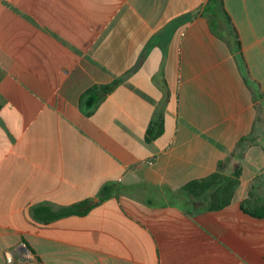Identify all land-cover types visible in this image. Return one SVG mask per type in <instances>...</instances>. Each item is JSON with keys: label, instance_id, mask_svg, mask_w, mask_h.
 Segmentation results:
<instances>
[{"label": "crops", "instance_id": "obj_1", "mask_svg": "<svg viewBox=\"0 0 264 264\" xmlns=\"http://www.w3.org/2000/svg\"><path fill=\"white\" fill-rule=\"evenodd\" d=\"M0 106V264H264V0H0Z\"/></svg>", "mask_w": 264, "mask_h": 264}, {"label": "trees", "instance_id": "obj_2", "mask_svg": "<svg viewBox=\"0 0 264 264\" xmlns=\"http://www.w3.org/2000/svg\"><path fill=\"white\" fill-rule=\"evenodd\" d=\"M224 166V163H220L217 172L204 179L188 183L182 190L191 201L202 205L208 211H218L226 208L231 204L240 186L242 170L240 167H236L233 174L228 176L222 173ZM257 180L260 181V179ZM254 198L256 199L253 186L250 199L243 202L242 209L253 217L264 218V198L259 197L257 200Z\"/></svg>", "mask_w": 264, "mask_h": 264}, {"label": "built area", "instance_id": "obj_3", "mask_svg": "<svg viewBox=\"0 0 264 264\" xmlns=\"http://www.w3.org/2000/svg\"><path fill=\"white\" fill-rule=\"evenodd\" d=\"M147 163L152 165L154 159L147 161ZM15 254L18 256L17 264H35L37 261L26 243H20L14 250L6 251L5 256L9 264H16Z\"/></svg>", "mask_w": 264, "mask_h": 264}]
</instances>
